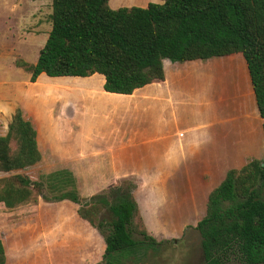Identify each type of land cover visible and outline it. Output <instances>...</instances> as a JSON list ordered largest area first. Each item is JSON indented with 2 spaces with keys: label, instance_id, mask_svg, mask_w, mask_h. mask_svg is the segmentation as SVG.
<instances>
[{
  "label": "trees",
  "instance_id": "trees-1",
  "mask_svg": "<svg viewBox=\"0 0 264 264\" xmlns=\"http://www.w3.org/2000/svg\"><path fill=\"white\" fill-rule=\"evenodd\" d=\"M49 22L35 63L15 62L29 72V82L39 73L50 77L99 73L104 91L128 94L163 79L162 59L184 62L239 53L263 119L264 137V0H161L116 9L109 8L107 0H50ZM74 83L69 80L70 85ZM37 89L47 95L38 82ZM39 158L35 130L15 108L5 135L0 136V172L24 168ZM70 175L67 170L53 172L48 177H64L60 185L70 189L42 197L76 203L79 218L94 228L106 226L102 234L106 264H122L127 256L173 240L155 242L144 230H139L142 238H132L129 226L137 211L132 188L112 186V198L91 196L88 204H82ZM11 177L16 184L4 178L0 186V202L8 208L30 196V180L18 174ZM99 203L108 211V220L92 215ZM193 228L203 264H228L233 259L264 264V158L228 169L208 192L204 214ZM4 262L0 240V264Z\"/></svg>",
  "mask_w": 264,
  "mask_h": 264
},
{
  "label": "crops",
  "instance_id": "crops-1",
  "mask_svg": "<svg viewBox=\"0 0 264 264\" xmlns=\"http://www.w3.org/2000/svg\"><path fill=\"white\" fill-rule=\"evenodd\" d=\"M44 1L29 0L27 9H13L14 15L22 11L14 16L15 22L18 18L22 27V21L29 23L28 31L22 33L28 42L18 48L16 41L11 46L0 45V62L3 57L8 66L0 73V115L9 118L15 108L20 110L35 129L39 160H51L45 164L94 166L91 177L206 176L212 177L215 182H210L216 186L228 170L225 166L238 167L235 153L264 147L263 119L257 113L248 71L239 53L224 55L241 63L233 69L221 68L223 92L219 85L203 84V60L161 62L162 80L128 94L104 91L99 73L84 77L39 73L29 82V72L13 61L17 55L27 65L35 63L42 45L30 47L29 57V47L25 46H31L38 33L43 43L46 39L50 26L42 31L40 26L31 25L38 21ZM148 2L161 0H107V5L111 9L144 7ZM14 31L13 37L18 35L19 40V32ZM12 68L18 78L11 80L5 75ZM208 74L217 77L215 71ZM64 79L78 82L61 99L38 92V81ZM57 109H68L73 117L54 118ZM68 122L71 128L64 126L58 131L55 127ZM227 151L232 152L227 155Z\"/></svg>",
  "mask_w": 264,
  "mask_h": 264
},
{
  "label": "rangeland",
  "instance_id": "rangeland-1",
  "mask_svg": "<svg viewBox=\"0 0 264 264\" xmlns=\"http://www.w3.org/2000/svg\"><path fill=\"white\" fill-rule=\"evenodd\" d=\"M28 1L0 0L1 47L5 44L11 46L14 41H16L17 48L20 47L19 44H27L28 40H23L26 36L22 33L28 31L29 23L22 21V27L18 18L16 22L14 21V16L22 13L23 9H27ZM13 9L22 11L14 15ZM32 11H35L33 7ZM40 11L38 21L32 22L31 25H38L42 31H45L50 26V0L41 3ZM14 30L16 33L19 32V40L16 39L18 35L13 37ZM41 35L38 33L37 37L31 41V46H25L29 47L27 57L31 56L30 47L34 49L35 45H42ZM2 58L0 73L6 72L8 67L6 60ZM212 59L216 60L211 61ZM19 60L16 55V60L13 62ZM209 60L211 62L203 60V84L210 82L219 85L221 91L223 89L221 68L233 69L241 63V60L237 61L233 57L225 58L224 56L213 57ZM166 61L171 62L168 59H162V62ZM12 69L5 75L11 80L18 78L17 70ZM211 71H215L217 77L211 78L208 74ZM77 82L75 80L74 85H70L69 80L65 79L48 80L46 83L38 81L47 89L46 96L58 95L57 98L60 99L65 92L77 86ZM206 95L203 93V97ZM69 114L68 109H57L54 118L66 120L73 117V114L71 116ZM10 117L8 118L6 114L0 115V136L5 135ZM64 126L65 128L72 127L70 122L67 125H55L58 131ZM8 146L11 149L14 148L13 139L9 140ZM231 152L227 151V155ZM235 154L238 155L235 163L239 167L253 158L258 161L262 160L264 147L260 145L254 150H241ZM49 161L51 160H38L24 168L0 172V186L4 178H11L10 182L16 184L14 178L11 177L16 174L26 176L31 182L29 184L30 196L24 202L10 208L0 202V240L5 252L4 264H106L102 259L104 249L102 234L106 226L102 224L101 228H94L79 218L76 214L78 205L69 200L43 199V195L50 197L61 190L70 189V186L63 185L64 183L60 185L64 177H48L57 170L70 172L77 193L83 197L82 204H88L91 196L96 197L95 199L101 195H106L108 199L112 198L111 193L114 192L109 191V187L112 189V186H118L124 190L132 188L137 208L129 226L132 238H142L139 230H144L147 235L153 237L155 242L173 239L159 245H152L145 252L136 253L135 256H127L122 259V264H203L199 237L193 226L204 214L207 194L214 187V183L210 182L213 181L212 177H91L90 174L96 169L94 166L45 164ZM229 168L224 167L225 171ZM206 182L208 186L204 188ZM96 206L92 213L95 219L108 220L109 213L106 208L100 203ZM178 215H183V218L176 219ZM228 264L241 263L233 259Z\"/></svg>",
  "mask_w": 264,
  "mask_h": 264
}]
</instances>
